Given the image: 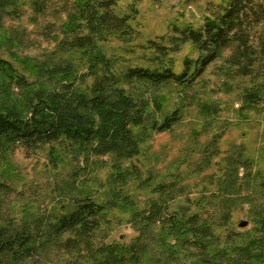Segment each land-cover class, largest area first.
Segmentation results:
<instances>
[{"label": "rangeland", "instance_id": "374dc122", "mask_svg": "<svg viewBox=\"0 0 264 264\" xmlns=\"http://www.w3.org/2000/svg\"><path fill=\"white\" fill-rule=\"evenodd\" d=\"M22 1L20 19H5L0 27V56L35 84L23 91L0 74V109L26 114L30 92L38 83L57 86L44 76L46 69L67 59L78 73L86 67L80 55L57 46L64 21V14L55 9L58 0ZM34 1L45 3L43 13H34ZM225 5L226 0H117L116 12L132 17L135 35L129 42L111 38L102 49L119 72L161 64L175 74H190L204 52L190 42L173 41L182 29H202ZM156 46L167 51L157 53ZM232 56L234 51L226 50L188 85L125 83V89L147 102L149 114L147 128H133L142 140L139 154L122 162L130 172L123 182L113 178L110 155L94 156L84 149L76 156L75 147L56 142L33 150L18 143L6 146L0 153V183L8 186L0 192V227L13 223L34 229L71 212L76 199L90 197L105 207L109 219L100 236L104 234L106 242L127 244L135 236L130 224L135 210L156 201L172 211L200 199V209L192 205L191 210L203 217L214 219L230 208L229 221L215 229L219 234L229 229L245 240L256 237L253 214L264 215V59L245 75ZM90 82L86 78V84ZM249 95L254 102L248 103ZM171 115L178 120L169 129L149 128L150 122L159 125ZM232 191L236 194L230 198L237 201L221 207L222 196ZM241 221L247 225L239 227ZM47 257L51 264H66L69 259L52 246ZM249 264L264 260L258 257Z\"/></svg>", "mask_w": 264, "mask_h": 264}, {"label": "trees", "instance_id": "16d2710c", "mask_svg": "<svg viewBox=\"0 0 264 264\" xmlns=\"http://www.w3.org/2000/svg\"><path fill=\"white\" fill-rule=\"evenodd\" d=\"M58 2L55 9L64 14V21L57 46L84 58L85 72L78 73L70 59L54 63L44 76L57 86L38 83L30 92L26 114L0 109V153L15 143L33 150L56 142L75 147L72 153L76 156L86 149L94 156L110 155L113 178L123 182L130 172L122 162L139 154L142 140L133 128H147L149 114L147 102L125 89V83L188 85L230 48L245 75L259 59H264V0H226L222 12L202 29L180 30V36L173 41L175 45L177 41L190 42L204 52L190 74H175L169 68H160L161 64L156 69L129 67L124 72L117 71L114 59L105 55L101 45L111 38L131 41L135 35L132 17L116 12L117 0ZM43 3L32 2L36 15L44 12ZM24 5L22 0H0V27L5 19H20ZM156 51L162 54L167 49L156 46ZM0 74L23 91L35 84L15 73L1 56ZM251 97H247L248 103L254 102ZM177 120L178 116L171 115L159 125L150 122L149 128L167 130ZM7 188L0 183V192ZM234 191L222 196L221 207L237 201L229 195ZM200 203V199L187 201L167 211L164 203L153 201L147 208L135 210L130 215L135 236L124 244L106 242L105 235L100 236L109 222L105 207L90 197L78 198L71 212L47 224L38 223L34 229L13 223L1 226L0 264H51L47 257L50 246L68 255L66 264H249L258 257L264 260L262 211L253 214L256 237L245 240L232 230L225 228L223 235L215 230L229 221V207L213 219L191 210L192 205L200 209Z\"/></svg>", "mask_w": 264, "mask_h": 264}, {"label": "water", "instance_id": "95a60500", "mask_svg": "<svg viewBox=\"0 0 264 264\" xmlns=\"http://www.w3.org/2000/svg\"><path fill=\"white\" fill-rule=\"evenodd\" d=\"M247 225V222H245V221H241L240 223H239V227H245Z\"/></svg>", "mask_w": 264, "mask_h": 264}]
</instances>
